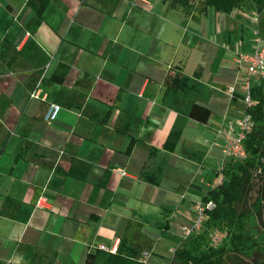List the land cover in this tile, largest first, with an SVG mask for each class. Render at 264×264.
Returning <instances> with one entry per match:
<instances>
[{
  "label": "crops",
  "instance_id": "0c3cea01",
  "mask_svg": "<svg viewBox=\"0 0 264 264\" xmlns=\"http://www.w3.org/2000/svg\"><path fill=\"white\" fill-rule=\"evenodd\" d=\"M235 10L0 0V264H84L102 245L115 252L131 218L156 241L147 264H171L245 107L228 91L245 72L231 51H250L254 34ZM194 103L211 109L207 122L188 115Z\"/></svg>",
  "mask_w": 264,
  "mask_h": 264
},
{
  "label": "trees",
  "instance_id": "16d2710c",
  "mask_svg": "<svg viewBox=\"0 0 264 264\" xmlns=\"http://www.w3.org/2000/svg\"><path fill=\"white\" fill-rule=\"evenodd\" d=\"M174 2L182 3L186 9H193L197 17L209 7L224 13H231L235 9L258 14L264 12V0ZM38 14H41V9ZM64 77L65 73L61 78ZM189 80L188 76H175L171 83L175 91L183 92L189 88ZM191 86L196 88L194 84ZM251 96L255 104L245 107L254 120L253 129L244 141L247 156L244 159L228 158L222 170V182L202 198L216 202V207L208 211L205 228L195 232L176 248L171 264H264V247L253 242L247 227L248 220L252 219L264 226V79L258 78L252 84ZM211 113L209 107L194 103L188 115L205 123ZM143 176L153 184L160 182L157 176L146 171ZM252 192L256 193L253 201L250 199ZM143 225L140 219L131 218L115 252L98 249L87 255L84 264H147L141 260L142 254L145 250L151 253L156 241L144 232ZM216 229L227 231L229 240L224 245L215 246L210 242L209 237Z\"/></svg>",
  "mask_w": 264,
  "mask_h": 264
},
{
  "label": "built area",
  "instance_id": "2783aa9c",
  "mask_svg": "<svg viewBox=\"0 0 264 264\" xmlns=\"http://www.w3.org/2000/svg\"><path fill=\"white\" fill-rule=\"evenodd\" d=\"M254 44L250 51H243L237 54L235 58L236 64L239 68H245V74L241 77L239 84L231 85L228 89L231 96H234L237 91H241L242 100L244 106H252L255 104L251 96V86L258 78L264 79V34L259 28L254 29ZM32 98H46V96H40V89L37 88L31 92ZM241 111V115L238 118L237 123L239 124V130L235 132L234 127L231 125V131L226 133V141L224 144V156L226 158H237L243 159L247 156V151L244 145L247 134L253 129L254 120L250 112L246 109ZM61 106L53 103L46 113V120H52L55 118L56 114L60 110ZM234 131V132H233ZM218 173L217 179L213 182L212 187L215 188L218 184L222 182L223 179V167L221 166ZM125 174V171L123 170ZM50 205L49 199L45 194H40L36 200L35 207L38 209H47ZM216 207V202L213 199H200L197 200L192 207L195 212V217L191 223H185L181 225L185 239L192 236L195 232L203 230L205 221L208 219V211ZM226 237V232L216 229L211 234L212 243L217 246L219 245L223 238ZM102 249L112 251L105 245L101 246ZM173 254L176 248L171 249ZM141 260L143 262L148 261L150 251L145 250L142 254ZM16 264V263H12Z\"/></svg>",
  "mask_w": 264,
  "mask_h": 264
},
{
  "label": "rangeland",
  "instance_id": "374dc122",
  "mask_svg": "<svg viewBox=\"0 0 264 264\" xmlns=\"http://www.w3.org/2000/svg\"><path fill=\"white\" fill-rule=\"evenodd\" d=\"M235 14H238L239 18H243L242 22H243V20H246V22L244 23V25L247 24L246 31L248 29L251 30V31L249 30V32H247L248 33L247 34L248 37H250V38L252 37V34H253L252 32L256 28L261 29L262 33L264 34V12H262L261 14H258V13H251V12L244 13V12L235 10L233 12V15H235ZM252 29H253V31H252ZM238 52L239 51H238L237 46L232 48V51H231L232 59L231 60H232L233 64L236 63L235 62V58L237 57ZM243 74H245V72H243ZM223 152H224V147H223ZM222 159H223L222 154H220V157H219L218 160H222ZM226 162L218 163V166H216L217 167L216 170H219L220 168H222L221 166L225 165ZM208 188L209 187L204 186V191L208 190ZM255 198H256V193L252 192L251 197H250L251 201H253ZM247 224H248V226H247L248 227V232L251 233V237H252L253 242L256 245L264 247V226L263 225L261 226L260 224H257V222H254L253 219L251 221L248 220ZM204 228H205V226H204ZM218 230L226 232V237H227V231L226 230H223V229H218ZM226 237L223 238L222 242L218 246L224 245L226 242H228L229 238L228 237L226 238ZM209 238H210V242H211V236ZM170 240H172V239H170ZM167 243H170V242H167Z\"/></svg>",
  "mask_w": 264,
  "mask_h": 264
}]
</instances>
